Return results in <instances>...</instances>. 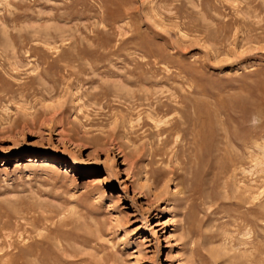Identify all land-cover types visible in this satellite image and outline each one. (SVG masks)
Masks as SVG:
<instances>
[{
    "label": "rangeland",
    "instance_id": "374dc122",
    "mask_svg": "<svg viewBox=\"0 0 264 264\" xmlns=\"http://www.w3.org/2000/svg\"><path fill=\"white\" fill-rule=\"evenodd\" d=\"M0 264H264V0H0Z\"/></svg>",
    "mask_w": 264,
    "mask_h": 264
},
{
    "label": "bare ground",
    "instance_id": "6f19581e",
    "mask_svg": "<svg viewBox=\"0 0 264 264\" xmlns=\"http://www.w3.org/2000/svg\"><path fill=\"white\" fill-rule=\"evenodd\" d=\"M158 197V196H157Z\"/></svg>",
    "mask_w": 264,
    "mask_h": 264
}]
</instances>
